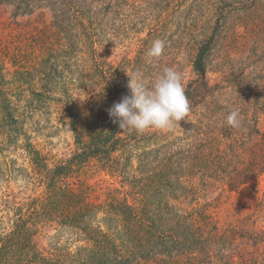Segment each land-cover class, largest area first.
<instances>
[{
    "label": "trees",
    "instance_id": "obj_1",
    "mask_svg": "<svg viewBox=\"0 0 264 264\" xmlns=\"http://www.w3.org/2000/svg\"><path fill=\"white\" fill-rule=\"evenodd\" d=\"M93 2L0 0L9 19L45 9L52 17V34L39 39L48 55L38 71L51 81L17 90L0 84V149L23 136L32 165V192L2 198L0 264H264V0H218L215 26L194 60L196 78L185 87L189 120L143 134L121 131L109 116L130 74L127 64L96 57V46H106L99 26L108 8ZM241 32L252 38V59L211 82L208 59ZM9 35L0 43L6 53L16 38ZM84 55L91 64L75 78L69 63ZM84 81L92 92L86 109L72 88ZM52 106L73 130L74 148L60 158L43 154L23 130L24 117ZM231 111L241 128L226 124ZM246 191L253 208L238 206L220 224L215 200Z\"/></svg>",
    "mask_w": 264,
    "mask_h": 264
},
{
    "label": "rangeland",
    "instance_id": "obj_2",
    "mask_svg": "<svg viewBox=\"0 0 264 264\" xmlns=\"http://www.w3.org/2000/svg\"><path fill=\"white\" fill-rule=\"evenodd\" d=\"M93 1L95 5L108 8L107 19L99 26L100 30H105L106 46H96L98 60L114 64L115 67L127 64L128 73L138 74L148 86L155 82L165 68H173L181 73L184 89L196 78L194 60L215 26L219 15L218 0H208L209 2H204L202 6L197 5L195 0ZM9 17V12L0 15V43L4 38L11 40L10 33L16 38L7 49L8 53L1 50L4 47L0 45V84H7L9 88L12 86L11 89L17 90L19 87H39L45 82L49 83L51 80L39 75L38 71L46 66L47 47L39 39L44 38V33L52 34L49 29L52 23L51 13L45 9L32 16L17 19ZM239 35L241 38L236 41L234 37L221 40L208 59L207 72L211 82H216L223 75V70L231 68L239 72L245 62L252 59L250 57L254 43L251 36L244 32ZM157 39L164 41V52L159 58L149 57L148 50ZM19 54L25 56L20 58ZM88 59L87 55L81 59L72 58L68 68L69 74H73L75 78L77 73L81 75L82 69L85 70L91 64ZM87 75L89 76L88 69ZM78 84L79 82H76V85L72 86L73 94L78 103L86 109L92 99V92L87 86V81L82 85ZM20 92L18 98L23 100L30 97L29 91ZM129 94L128 91L127 95ZM41 108L23 118V130L43 154L60 158L74 148L70 118L56 106ZM24 140V137L20 136L13 140L14 143L0 149V209L3 208V197H11L13 192L19 193V196H27L32 192V165L28 153L23 149ZM261 184L262 193L264 182ZM219 194V190L213 191L212 198L218 199ZM216 200L217 207H211V211L215 212L220 224H225L230 215L237 211L238 206H245L246 212L253 208L252 194L248 191L242 195L233 194L229 202H226L225 197ZM49 243L48 239L43 242L45 246Z\"/></svg>",
    "mask_w": 264,
    "mask_h": 264
},
{
    "label": "clouds",
    "instance_id": "obj_3",
    "mask_svg": "<svg viewBox=\"0 0 264 264\" xmlns=\"http://www.w3.org/2000/svg\"><path fill=\"white\" fill-rule=\"evenodd\" d=\"M162 40L152 42L147 55L159 58L164 52ZM130 94L108 109L114 124L121 131L143 134L153 129L172 131L181 120H189L190 103L185 94L182 75L173 68H165L155 82L148 86L139 75H130L127 85ZM226 124L233 129L242 126L238 111L226 116Z\"/></svg>",
    "mask_w": 264,
    "mask_h": 264
}]
</instances>
